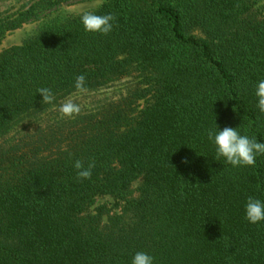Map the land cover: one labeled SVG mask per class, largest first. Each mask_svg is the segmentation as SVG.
<instances>
[{
	"label": "trees",
	"instance_id": "16d2710c",
	"mask_svg": "<svg viewBox=\"0 0 264 264\" xmlns=\"http://www.w3.org/2000/svg\"><path fill=\"white\" fill-rule=\"evenodd\" d=\"M78 1H29L0 17V44ZM90 12L112 14V31L69 15L0 50V264H132L137 252L264 264V221L245 219L249 197L264 201V155L233 167L207 135L232 127L264 143V0H105ZM130 76L125 94L78 101L80 114L61 119L66 99ZM77 159L94 162L91 179H78ZM100 196L118 210L94 212Z\"/></svg>",
	"mask_w": 264,
	"mask_h": 264
},
{
	"label": "clouds",
	"instance_id": "9594fccd",
	"mask_svg": "<svg viewBox=\"0 0 264 264\" xmlns=\"http://www.w3.org/2000/svg\"><path fill=\"white\" fill-rule=\"evenodd\" d=\"M114 19L115 17L110 13L97 15L94 12H85L81 15V22L86 32L103 35H107L112 31ZM85 84L86 77L83 74L75 78L74 87L78 92L87 91ZM37 91L42 96L41 103L43 105L53 104L55 96L51 89L44 87L39 88ZM255 95L258 99L257 108L261 114H264V80L258 83ZM58 111L61 119L75 118L80 114L81 107L73 99L68 98L59 105ZM217 129L215 132L209 129L207 133L208 139L213 141L216 146L217 161L224 158V162L233 167H254L256 157L264 155V143L258 142L255 138H250L247 135H241L238 128L224 127L220 130L217 126ZM184 163H188V161L185 160ZM94 167V162L88 163L87 166L79 159L74 162L77 177L81 181L91 179ZM245 219L252 224L264 221V201L249 197L245 205ZM132 264H154V258L148 253L137 252L132 259Z\"/></svg>",
	"mask_w": 264,
	"mask_h": 264
},
{
	"label": "rangeland",
	"instance_id": "374dc122",
	"mask_svg": "<svg viewBox=\"0 0 264 264\" xmlns=\"http://www.w3.org/2000/svg\"><path fill=\"white\" fill-rule=\"evenodd\" d=\"M31 0H0V17H4L6 15L15 13L19 10L22 6L28 3ZM105 0H82L74 3L64 4L61 7L48 12L42 19L30 21L24 24L21 28L9 31L5 37L3 38L0 44V50L8 48L13 45L21 44L23 41L28 39L29 37L33 36L39 29L41 25L49 21H57L61 20L69 15H76L85 12H90L98 9ZM261 7V5H260ZM259 10H262L259 8ZM135 80L133 77H126L110 87L103 88L92 94L94 97H90L87 93L84 95H78L73 100L78 103L81 101L82 103L86 100H105V99H115L120 97L121 95L125 94L130 87L134 85ZM14 132L11 133V135ZM138 182L134 184V188H136ZM106 204L109 208L113 211L118 210L115 206V200L111 196H100L97 199V203L93 206L92 210L94 212L96 206ZM105 220L107 217L105 216Z\"/></svg>",
	"mask_w": 264,
	"mask_h": 264
}]
</instances>
